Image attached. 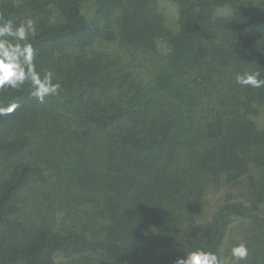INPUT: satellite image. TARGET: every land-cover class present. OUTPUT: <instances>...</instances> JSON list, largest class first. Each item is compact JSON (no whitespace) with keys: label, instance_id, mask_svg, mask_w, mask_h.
<instances>
[{"label":"trees","instance_id":"1","mask_svg":"<svg viewBox=\"0 0 264 264\" xmlns=\"http://www.w3.org/2000/svg\"><path fill=\"white\" fill-rule=\"evenodd\" d=\"M85 1L0 0L35 20L38 71L61 84L42 104L27 84L0 92L20 105L0 116V264H174L197 248L230 264L238 242L242 264H264V88L235 82L264 78V0H171L174 30L152 0H93L89 17ZM97 41L155 54L150 78L87 51ZM213 182L226 191L207 206Z\"/></svg>","mask_w":264,"mask_h":264},{"label":"clouds","instance_id":"2","mask_svg":"<svg viewBox=\"0 0 264 264\" xmlns=\"http://www.w3.org/2000/svg\"><path fill=\"white\" fill-rule=\"evenodd\" d=\"M36 22L27 17L17 23L14 19L0 14V92L19 90L26 84L30 87V95L39 103L45 98L58 95L60 82L52 70L43 74L38 71L35 61V49L31 40L36 37ZM236 84L253 89L264 88V78L259 72L237 74ZM20 105L12 102L0 105V116H7L16 111ZM249 247L244 242L233 245L228 252L230 264H242L249 257ZM174 264H225L221 256L214 251L197 248L177 257Z\"/></svg>","mask_w":264,"mask_h":264},{"label":"rangeland","instance_id":"3","mask_svg":"<svg viewBox=\"0 0 264 264\" xmlns=\"http://www.w3.org/2000/svg\"><path fill=\"white\" fill-rule=\"evenodd\" d=\"M155 10H157L158 13L163 14V19L165 22V25L169 27L170 29L174 30L177 28L176 18V5L171 0H152L151 5ZM94 2L93 0H86L81 5V12L86 16L89 17L92 15L94 11ZM165 47V44L163 41H160L158 45L159 52L163 51ZM87 51L89 52H99L103 53L104 55L112 56L114 59H116L119 62H123L127 64L128 68L133 71L134 76L136 79H138L140 82H146L150 77V72L152 71L153 62L151 60H156L157 56L153 54V57H151L146 52H138L135 55L136 58L129 57L128 54L124 53L122 48H120L116 43L111 42H102L97 41L93 45L87 48ZM134 55V56H135ZM218 182H213L209 188H207V194L206 199L210 203L207 206H212L214 203H219L221 196L225 195V186L221 183L218 184ZM223 185V186H221ZM220 188L218 189L217 187ZM216 188V190H214ZM210 212L213 210L211 207H208ZM206 213V212H205ZM61 216V213L58 214ZM80 217V216H79ZM236 224V223H235ZM233 224L232 227L237 226L236 228H241L244 226L243 224ZM246 229V226L242 228L239 232L243 233ZM56 260H62L67 261L71 257L65 256L63 254L56 255Z\"/></svg>","mask_w":264,"mask_h":264}]
</instances>
